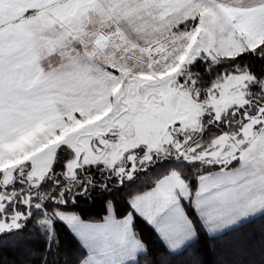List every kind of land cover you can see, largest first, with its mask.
<instances>
[{"label": "snow or ice", "instance_id": "1", "mask_svg": "<svg viewBox=\"0 0 264 264\" xmlns=\"http://www.w3.org/2000/svg\"><path fill=\"white\" fill-rule=\"evenodd\" d=\"M0 249L264 264V0H0Z\"/></svg>", "mask_w": 264, "mask_h": 264}, {"label": "trees", "instance_id": "2", "mask_svg": "<svg viewBox=\"0 0 264 264\" xmlns=\"http://www.w3.org/2000/svg\"><path fill=\"white\" fill-rule=\"evenodd\" d=\"M16 253L11 249H0V264H14Z\"/></svg>", "mask_w": 264, "mask_h": 264}]
</instances>
